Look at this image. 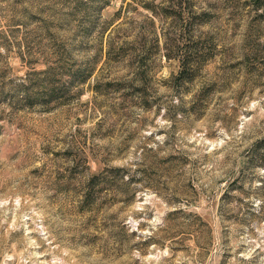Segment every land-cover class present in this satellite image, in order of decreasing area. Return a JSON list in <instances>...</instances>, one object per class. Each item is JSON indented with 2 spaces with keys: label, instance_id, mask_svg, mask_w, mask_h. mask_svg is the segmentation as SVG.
Returning <instances> with one entry per match:
<instances>
[{
  "label": "rangeland",
  "instance_id": "obj_1",
  "mask_svg": "<svg viewBox=\"0 0 264 264\" xmlns=\"http://www.w3.org/2000/svg\"><path fill=\"white\" fill-rule=\"evenodd\" d=\"M0 264H264V0H0Z\"/></svg>",
  "mask_w": 264,
  "mask_h": 264
},
{
  "label": "trees",
  "instance_id": "obj_2",
  "mask_svg": "<svg viewBox=\"0 0 264 264\" xmlns=\"http://www.w3.org/2000/svg\"><path fill=\"white\" fill-rule=\"evenodd\" d=\"M184 49H185L186 53L189 52L188 46H186ZM177 59H178L177 61H179L180 65H181V70H180L181 72L179 73L180 74L179 76H181L182 71H184V68H186L187 65H189L190 61H189L188 57L183 58L182 56H177ZM117 171H120V170L117 169Z\"/></svg>",
  "mask_w": 264,
  "mask_h": 264
}]
</instances>
